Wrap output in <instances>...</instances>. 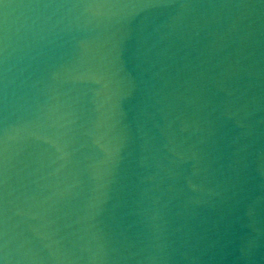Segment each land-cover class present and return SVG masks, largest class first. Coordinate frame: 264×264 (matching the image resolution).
Masks as SVG:
<instances>
[{"label":"water","instance_id":"95a60500","mask_svg":"<svg viewBox=\"0 0 264 264\" xmlns=\"http://www.w3.org/2000/svg\"><path fill=\"white\" fill-rule=\"evenodd\" d=\"M0 264H264V0H0Z\"/></svg>","mask_w":264,"mask_h":264}]
</instances>
